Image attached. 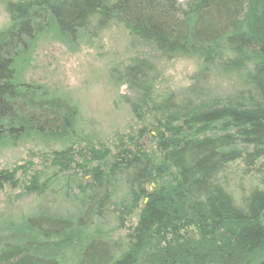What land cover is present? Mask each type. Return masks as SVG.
Segmentation results:
<instances>
[{
  "label": "trees",
  "instance_id": "16d2710c",
  "mask_svg": "<svg viewBox=\"0 0 264 264\" xmlns=\"http://www.w3.org/2000/svg\"><path fill=\"white\" fill-rule=\"evenodd\" d=\"M44 1L38 28L116 23L145 48L117 79L143 125L102 148L71 99L21 81L20 7L0 33V136L62 147L29 182L0 170V192L35 196L0 222V264H264V0ZM178 57L198 61L193 82L161 92L154 59ZM240 162L258 176L234 200L224 175Z\"/></svg>",
  "mask_w": 264,
  "mask_h": 264
},
{
  "label": "rangeland",
  "instance_id": "374dc122",
  "mask_svg": "<svg viewBox=\"0 0 264 264\" xmlns=\"http://www.w3.org/2000/svg\"><path fill=\"white\" fill-rule=\"evenodd\" d=\"M8 24L9 16L3 0H0V29ZM88 39L91 40L90 43L86 38L83 41L79 35L48 29L21 65L20 77L28 82L48 86L47 89L57 96L71 99L81 109L84 133L91 136L96 144H104L102 148L113 151L120 136L143 124L133 116L124 99L130 95L127 86L109 71L122 74L131 60L145 54V48L134 44L126 28L118 24ZM154 60L163 70L161 85L158 87L161 92H172L191 85L199 67L198 61L192 58ZM56 146L45 150V146L32 139L14 146H2L0 168H20V176L29 175L36 168H40L38 154L51 151ZM259 161L254 168L262 170L264 164ZM257 176L258 173L254 171L244 174L238 172L229 177L234 197L241 200L249 191L251 178L255 179ZM21 194V191L13 189L0 192V222L9 221L32 210L35 196L19 197ZM127 233V230H121L114 237L118 239Z\"/></svg>",
  "mask_w": 264,
  "mask_h": 264
},
{
  "label": "bare ground",
  "instance_id": "6f19581e",
  "mask_svg": "<svg viewBox=\"0 0 264 264\" xmlns=\"http://www.w3.org/2000/svg\"><path fill=\"white\" fill-rule=\"evenodd\" d=\"M178 1L183 6H185V4L187 3L188 0H185V2L183 0H178ZM3 2H4V6H5L6 13L9 16V24H8V26L10 25V23L12 24V22L14 20V17L16 16V13L18 12V10H19L20 7L25 6V7L28 8L27 10L24 11V15H25V17H28V19L27 18L26 19L30 21V31L29 32H25V31L22 32V36H21L22 42H21V46L20 47H21V51H22V48L23 47H24L23 50H25V51H27V49L29 47H32L33 48L34 45L36 44V42L38 41V39L47 31V29H45L44 26H40L39 27L40 29H39L37 27V23L38 22L35 19V17L37 19L38 18L39 19L41 18L42 11L41 10L38 11V10L46 2L44 0H3ZM34 10L38 11L34 15L35 17L32 14ZM14 24L15 23H13V25L11 27H15ZM115 24L116 23H111L109 27L115 26ZM7 27L1 28L0 29V33H1V31H3L4 29H6ZM84 27H85L84 30H82V28H77L73 33H69V34H72L73 36L79 35V37H82V40L83 41L86 38L87 42L90 43L91 40L88 39V38H90L92 36L93 37H96V35H99L101 32H103V31H105V30H107L109 28V27H100L99 24L95 25L94 23L89 24V25H85ZM58 31H61V30H58ZM20 47H19V49H20ZM21 51H20V53H21ZM19 54L18 55L16 54V56H19ZM21 54H23V52ZM19 60H21V59L19 58L18 61ZM19 62H21V61H19ZM133 62L134 61L131 60L127 64V66L130 65V64H133ZM21 73H22V71H21ZM109 73L115 75L116 77H119L120 79L122 78L121 77L122 74L119 73V72H115V71L110 70ZM19 78H20L21 81L27 82L28 84L30 83V84H33V85H38L37 82H33V81H29L28 82V81L24 80L23 78H21L20 76H19ZM40 86L44 87L45 89H43V90L44 91L46 90L49 95H54V97H58L55 93H53L49 89H47V88H49L48 86L47 87L46 86H43V85H40ZM60 97H64V96H60ZM126 98H133L134 99V95L130 92V95H128L127 97L124 98L125 101L127 100ZM2 135L0 136V147L6 146V145H8V146H14V145H17V144L22 143L23 141L29 140V139H25L26 137H20V138L17 137V138L12 139L13 141L11 142V140H10L11 138H9V136H7V135H3L2 136ZM57 146H59V147H57ZM57 146H56L57 148L55 147V149H60L62 147L60 145H57ZM46 152H48V151H46ZM231 167H232L231 170L235 174H237L238 172H241V174H242L244 171L251 169V166L249 164H244L242 162H240L239 164H237L235 166H231ZM16 169H18V168H11V167H8V166L7 167H1L0 168V170L14 171L15 172L14 175L20 177L19 170H16ZM224 176L231 177V176H234V174L227 172V173H225ZM21 179L27 180L28 182L30 181V177L28 175H26V174L25 175H22L21 176ZM229 182H230V180H229ZM225 185L228 187L226 189L228 192H226V193L229 194L234 200L237 199V198L234 197V190H233V188H231L230 185L227 184V183ZM261 221L264 222V216H261Z\"/></svg>",
  "mask_w": 264,
  "mask_h": 264
}]
</instances>
